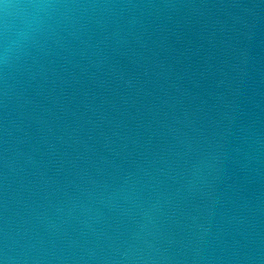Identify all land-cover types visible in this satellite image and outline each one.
Here are the masks:
<instances>
[{
    "label": "water",
    "instance_id": "1",
    "mask_svg": "<svg viewBox=\"0 0 264 264\" xmlns=\"http://www.w3.org/2000/svg\"><path fill=\"white\" fill-rule=\"evenodd\" d=\"M0 264H264V0H0Z\"/></svg>",
    "mask_w": 264,
    "mask_h": 264
}]
</instances>
